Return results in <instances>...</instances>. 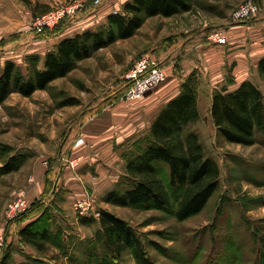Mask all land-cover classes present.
I'll return each instance as SVG.
<instances>
[{"label": "rangeland", "instance_id": "1", "mask_svg": "<svg viewBox=\"0 0 264 264\" xmlns=\"http://www.w3.org/2000/svg\"><path fill=\"white\" fill-rule=\"evenodd\" d=\"M126 1L0 0V64L13 60L26 71L28 61L37 56L36 62L42 67L46 53L54 50L59 40L107 27L109 15L123 12ZM246 1L250 0H194L189 11L149 17L133 36L81 60L77 68L47 89L31 96L14 92L0 103V264H23L22 259L29 256L32 261H43L40 264H137L130 249L118 260L107 253L99 237L100 216L92 215L96 220L89 224L81 221L75 203L86 197L100 211L109 209L128 221L158 264H264V127L257 130L252 145L229 142L218 132L210 112L215 90L238 86L233 81L235 63L243 60L242 51L247 47L234 43L237 36L222 45L213 43L208 34L217 28H229L234 12ZM251 1L259 6L252 25L260 27L247 29L248 35L257 34L250 45L253 52L248 54L249 79L264 94V75L258 69L264 54V0ZM73 2L80 4L77 10L56 26L42 31L35 27L37 14L44 9ZM144 53L153 54L165 65L167 74L168 68L172 74L141 98L114 96L123 92L125 72ZM189 77L197 82L201 111L193 129L221 169L215 194L203 211L185 220H179L172 208L119 206L104 201L103 196L124 179L129 157L150 138L152 122L168 95L180 92ZM159 89L169 92L156 95L149 104L147 96ZM71 99L76 100L74 104L65 103ZM100 111L111 124L105 132L110 142L103 148L88 140L91 131H87ZM137 112L142 127L137 135L123 141V134H118L121 122L137 117ZM58 161L60 166L56 168ZM18 163L19 169L2 173L6 165ZM49 172L55 176L54 187L44 195ZM67 172L86 175L87 196L76 198L68 196L63 187L59 189L58 182ZM103 173L117 177L112 186L106 187L108 190L100 191L92 186L104 181ZM168 173V166L163 164L161 175L167 178ZM40 186L46 187L39 190ZM33 188H37L36 199L48 204L46 215L52 216V232H63L68 258L57 246L56 253L54 244L47 242L46 252H40L20 242L22 221L12 223L7 219L5 210L10 200L20 192L32 199Z\"/></svg>", "mask_w": 264, "mask_h": 264}, {"label": "trees", "instance_id": "2", "mask_svg": "<svg viewBox=\"0 0 264 264\" xmlns=\"http://www.w3.org/2000/svg\"><path fill=\"white\" fill-rule=\"evenodd\" d=\"M193 2L128 0L123 12L109 15L107 27L63 37L54 50L46 53L42 67L36 62L37 56L28 61L26 71L15 61L7 60L0 64V103L14 92L31 96L39 89H47L53 81L77 68L81 60L119 39L133 36L147 18L157 15L169 17L189 11ZM47 11L44 9L41 13ZM253 17L244 25L253 24ZM258 69L264 75V54L258 62ZM117 94L122 95L115 92L114 96ZM74 101L71 99L65 103L74 104ZM210 112L218 132L227 141L252 145L256 142L257 130L264 127V94L252 80L245 79L234 89L224 86L215 90ZM200 118L197 82L189 77L182 83L180 92L171 97L156 115L150 138L129 157L124 179L103 196L104 201L119 206L172 208L179 220L203 211L219 187L221 169L218 162L207 154L200 134L193 129ZM59 163L55 162L56 168ZM163 164L168 166L167 178L161 175ZM19 168V163L6 165L2 173ZM53 176L51 172L47 175L48 186L44 195L54 187L51 186L55 180ZM47 205L34 199L32 207L19 216V222H26L19 228V240L40 251L46 250L48 242L59 247L67 256L63 232H52V216L46 215ZM80 219L84 224L96 220L93 216H82ZM98 220L99 237L113 260H118L124 251L130 249L137 264H158L149 254L140 234L124 218L102 208ZM36 262L40 264L41 260L36 258Z\"/></svg>", "mask_w": 264, "mask_h": 264}, {"label": "built area", "instance_id": "3", "mask_svg": "<svg viewBox=\"0 0 264 264\" xmlns=\"http://www.w3.org/2000/svg\"><path fill=\"white\" fill-rule=\"evenodd\" d=\"M78 2L59 5L36 17L35 27L38 31L56 26L61 20L73 14L79 7ZM259 11V6L253 1L242 3L234 12L231 26L244 25V22L255 16ZM229 28L216 29L209 35L213 43L225 45L230 41ZM168 78L167 71L163 64L151 53H144L138 57L124 74L125 85L122 97L138 99L145 96ZM33 201L28 198L25 192H20L7 205L6 217L10 222L16 220L32 207ZM75 207L82 216H100L101 211L94 206L90 198H83L75 203ZM9 222V223H10Z\"/></svg>", "mask_w": 264, "mask_h": 264}, {"label": "crops", "instance_id": "4", "mask_svg": "<svg viewBox=\"0 0 264 264\" xmlns=\"http://www.w3.org/2000/svg\"><path fill=\"white\" fill-rule=\"evenodd\" d=\"M263 25L264 24H262L261 27H264ZM252 27H260V26L251 24V25H238V26L229 27L230 36L232 35L230 40L236 39V36H237V41L234 42V43L235 44L240 43L241 45H246L245 47H247V48H245L242 51V54H245V57H243V60L239 61V63H235V70L236 71H235V78L233 79V81L236 80L235 81V86H237L243 80L249 79V72H250L249 66L250 65H249V62H248V54H249V52H253V49H251V47H250L251 43H253L252 41H256L257 40V38H256L257 34H252L253 33L252 31H251L252 33H249V35H248L249 31L247 29H251ZM237 29H239V30H237ZM256 30L259 31L258 28ZM257 31H255V32H257ZM250 38H252V39H250ZM242 54L240 53V55H242ZM164 67H165V65H164ZM168 71H169L168 72L169 75L172 74V72L170 71V68H168ZM167 92H169V90L168 91H164L163 89H159L158 91L156 90L155 92H153L152 95H148L147 99L149 101V104H151L150 102L152 100L156 99V98H154L156 95H160L161 96V95H164L165 93L167 94ZM173 96H169L168 95L166 102ZM102 113H103V111L102 112L100 111L99 113L95 114V119L92 118L93 121L89 123L90 124L89 125V130H87V131H91L89 133V135H88V140L90 142H91V140L94 141V146L98 144V146H102V148H103L104 147L103 144H105L107 142L106 145H108L109 142H110L108 136H105V134H106L105 132L107 130H109L111 124H109V119L107 118V116L105 114L103 115ZM136 115H137V117H134V116L133 117H129L125 122H121V125H122L121 128H120L121 132H118V134L119 133H120L119 135L123 134V136H122L123 139H124L123 141L129 140L134 135H137L139 133L143 122L139 121L141 119L140 118V112H137ZM114 127H116V126H114ZM103 175H104V181L102 183H100V184H97V185L95 184V186L93 185L92 187H94L95 189H99L100 191H103V189H106V187L112 186L113 185V181L117 177V175H115V174L109 175V174L103 173ZM86 181H87L86 175H83V174L79 175L78 174L77 176H74V174L72 172H67L66 175L63 178H61V180L58 182L60 184L59 185V189H60V187H63L64 192H66V191L69 192L68 196L71 195V196L76 197V198L85 197V196H87V194H86L87 192L84 191V187H85ZM42 187L45 188L46 186H40L39 190L43 189ZM57 188H58V186H57ZM108 189L109 188H107L106 190H108ZM32 191H33V197H32L31 200H34V198L36 199V197L38 196L36 194L37 188H33ZM103 203L106 204L104 201H103ZM67 204L70 205V200L69 199L67 201ZM105 207H107V206H105ZM57 210H60V208L58 207ZM25 223L26 222H23V225ZM21 224H22V222H21ZM20 227H21V225H20ZM81 238H83V236H81ZM28 245H31V244H28ZM68 245L70 246L69 242H68ZM34 248H36V247H34ZM58 249L56 247V249H55L56 253H59ZM53 250H52V252H53ZM40 252H46V250L40 251ZM55 255H57V254H55ZM59 255H62V254H59ZM65 257L68 258L67 256H65ZM32 259L33 258L29 256V257H26V258L22 259L21 262H23V264H27V263L28 264H38L36 262V260L32 261ZM53 260H54V262L56 261V256L53 257ZM51 263L53 264V262H51Z\"/></svg>", "mask_w": 264, "mask_h": 264}]
</instances>
